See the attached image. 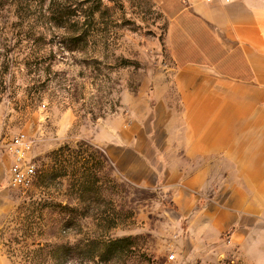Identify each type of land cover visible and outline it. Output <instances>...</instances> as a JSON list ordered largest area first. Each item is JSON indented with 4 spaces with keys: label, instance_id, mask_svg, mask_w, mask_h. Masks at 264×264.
Segmentation results:
<instances>
[{
    "label": "rangeland",
    "instance_id": "obj_1",
    "mask_svg": "<svg viewBox=\"0 0 264 264\" xmlns=\"http://www.w3.org/2000/svg\"><path fill=\"white\" fill-rule=\"evenodd\" d=\"M171 1L0 0V126L5 143L33 138L36 164L27 187L9 170L2 184L9 264L253 262L229 230L203 226L207 199L166 177L170 162L139 170L132 148L103 143L124 94L169 83Z\"/></svg>",
    "mask_w": 264,
    "mask_h": 264
},
{
    "label": "crops",
    "instance_id": "obj_2",
    "mask_svg": "<svg viewBox=\"0 0 264 264\" xmlns=\"http://www.w3.org/2000/svg\"><path fill=\"white\" fill-rule=\"evenodd\" d=\"M168 10L169 83L124 94L103 143L132 148L139 170L170 162L165 176L207 199L203 226L229 230L254 257L239 260L264 264V0H172ZM3 133L0 194L11 164Z\"/></svg>",
    "mask_w": 264,
    "mask_h": 264
},
{
    "label": "built area",
    "instance_id": "obj_3",
    "mask_svg": "<svg viewBox=\"0 0 264 264\" xmlns=\"http://www.w3.org/2000/svg\"><path fill=\"white\" fill-rule=\"evenodd\" d=\"M211 2L212 0H205ZM34 140L25 132H17L5 143L6 151L11 158L8 184L23 188L32 184L36 178V164L32 156ZM171 259L174 255H171Z\"/></svg>",
    "mask_w": 264,
    "mask_h": 264
},
{
    "label": "trees",
    "instance_id": "obj_4",
    "mask_svg": "<svg viewBox=\"0 0 264 264\" xmlns=\"http://www.w3.org/2000/svg\"><path fill=\"white\" fill-rule=\"evenodd\" d=\"M65 255H67V254H66V253H63V254H61V255L55 257V253H54V252L52 253L53 259L55 258L56 260H58V259H60V258L67 257V256H65Z\"/></svg>",
    "mask_w": 264,
    "mask_h": 264
}]
</instances>
